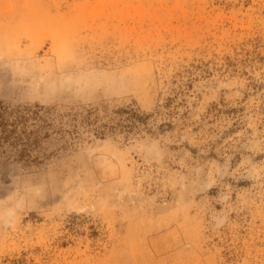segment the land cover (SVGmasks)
Here are the masks:
<instances>
[{"label": "rangeland", "instance_id": "rangeland-1", "mask_svg": "<svg viewBox=\"0 0 264 264\" xmlns=\"http://www.w3.org/2000/svg\"><path fill=\"white\" fill-rule=\"evenodd\" d=\"M0 100L148 115L0 148V264H264V0H0Z\"/></svg>", "mask_w": 264, "mask_h": 264}, {"label": "trees", "instance_id": "trees-1", "mask_svg": "<svg viewBox=\"0 0 264 264\" xmlns=\"http://www.w3.org/2000/svg\"><path fill=\"white\" fill-rule=\"evenodd\" d=\"M98 111L91 106L59 109L55 105L0 100V148H10L15 160L26 166H39L53 154L47 144L55 136L67 135L73 141L86 130L96 134L116 129L129 132L148 116L133 107H123L112 111L119 116L114 123L99 125Z\"/></svg>", "mask_w": 264, "mask_h": 264}]
</instances>
